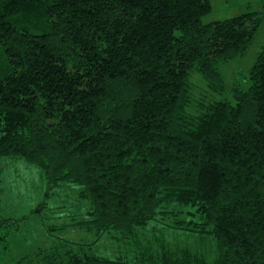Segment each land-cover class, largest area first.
<instances>
[{"label": "trees", "instance_id": "trees-1", "mask_svg": "<svg viewBox=\"0 0 264 264\" xmlns=\"http://www.w3.org/2000/svg\"><path fill=\"white\" fill-rule=\"evenodd\" d=\"M210 10L0 0V157L38 167L49 189L78 183L83 208L63 226L95 235L71 241L47 225L53 241L9 264H264V43L245 87H227L218 67L246 54L261 18L205 23ZM25 217L0 218V258ZM175 230L194 243L169 241ZM101 238L131 253L98 254Z\"/></svg>", "mask_w": 264, "mask_h": 264}, {"label": "rangeland", "instance_id": "rangeland-1", "mask_svg": "<svg viewBox=\"0 0 264 264\" xmlns=\"http://www.w3.org/2000/svg\"><path fill=\"white\" fill-rule=\"evenodd\" d=\"M247 10L259 12L260 25L246 54L218 64L227 87L239 84L243 88L248 82L249 68L264 43V1L211 0V10L202 16V21L206 23L225 19ZM189 79L196 87L204 86L202 76L197 72H191ZM80 188L78 183L66 182L59 187L49 189L46 178L38 167L22 157H0V218L26 216L20 222L18 230H11L8 249L1 256L0 262L9 264L20 255L33 251L37 246L52 242L53 237L48 235L45 230L47 225L57 227L53 231L54 236L77 242L94 241L93 231L63 226V223L67 222L74 214L80 216L78 214L83 208L77 195ZM40 202L44 204V208L38 211L37 206ZM151 228L153 226L141 230L144 233L141 237H150ZM166 237L178 245H192L195 241V236L192 233L182 230L167 232ZM207 248L208 257L213 258L215 254L213 240L208 241ZM93 250L98 254L114 257L120 251L130 254L131 246L119 244L109 238H101L93 244Z\"/></svg>", "mask_w": 264, "mask_h": 264}]
</instances>
